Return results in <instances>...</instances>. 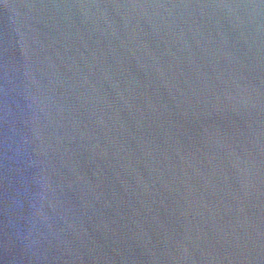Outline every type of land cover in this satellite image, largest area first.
<instances>
[{"label":"water","instance_id":"water-1","mask_svg":"<svg viewBox=\"0 0 264 264\" xmlns=\"http://www.w3.org/2000/svg\"><path fill=\"white\" fill-rule=\"evenodd\" d=\"M0 264H264V0H0Z\"/></svg>","mask_w":264,"mask_h":264}]
</instances>
